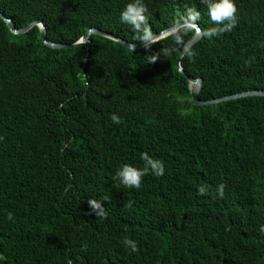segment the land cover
I'll return each mask as SVG.
<instances>
[{"label": "trees", "instance_id": "obj_1", "mask_svg": "<svg viewBox=\"0 0 264 264\" xmlns=\"http://www.w3.org/2000/svg\"><path fill=\"white\" fill-rule=\"evenodd\" d=\"M129 2L0 0V13L17 29L41 21L56 43L94 28L139 44L119 22ZM144 3L152 34L191 6L202 29L212 26L200 0ZM235 3L236 27L201 36L195 56L180 60L202 81L199 100L264 91V0ZM192 34L134 52L93 35L57 50L37 27L13 35L0 19V264H264V97L194 106L176 68ZM164 47L175 51L164 56ZM151 55L159 58L147 64ZM141 152L162 160L165 174L146 175L139 189L115 183L121 164L143 166ZM105 196L107 216L97 218L87 200Z\"/></svg>", "mask_w": 264, "mask_h": 264}, {"label": "clouds", "instance_id": "obj_2", "mask_svg": "<svg viewBox=\"0 0 264 264\" xmlns=\"http://www.w3.org/2000/svg\"><path fill=\"white\" fill-rule=\"evenodd\" d=\"M200 4L203 5L208 22L212 26L207 29H202L197 23L201 20V10L195 6L186 7L183 14L179 17V22L183 27L181 28L179 25H174L171 31L172 39L177 44L182 43L183 35L189 31L211 39L225 32H231L236 27L238 17L235 0H200ZM147 13L148 8L144 0H131V2L126 3L119 12V22L122 25L128 26L133 33L137 34V38L144 44H147L153 39ZM174 51L175 49L168 47L160 49V53L164 56H169ZM184 54L189 59L195 56V52L189 48L184 49ZM158 58L157 55L148 56L147 64L156 62ZM109 120L114 125H119L121 123V118L115 113L109 115ZM139 158L143 163L142 167H136L127 163L121 164L112 177L113 181L125 189H139L142 184V179L146 175L150 174L158 178L165 174V166L162 160L149 155L147 152H141ZM209 187L210 186L207 184L199 185L197 194L204 195ZM224 187L225 185L221 183L217 185L215 189V195L221 199H223L224 196ZM109 199V196H105L103 201L99 199H88L87 204L91 213H94L97 218H106L107 212L105 207L102 206V202H107ZM129 206L131 205L129 204ZM5 218L8 221L15 222L14 214L11 211L6 213ZM260 231L264 233V225L261 226ZM122 244L124 248L131 253L139 251L138 244L133 239L125 238ZM4 259L5 258L0 255V261ZM68 264H72L71 259L68 261Z\"/></svg>", "mask_w": 264, "mask_h": 264}, {"label": "water", "instance_id": "obj_3", "mask_svg": "<svg viewBox=\"0 0 264 264\" xmlns=\"http://www.w3.org/2000/svg\"><path fill=\"white\" fill-rule=\"evenodd\" d=\"M0 19L5 23L6 27L9 29V31L13 35H22V34L28 32L33 27H37L39 30L40 42L48 48L57 49V50H61V49L67 50V49H74L77 47H81V46L85 45L86 43H88L89 37L93 35V36L103 37V38L112 40L114 42H118L121 45H123L124 47H126L129 51L134 52V51H136V50H138V49H140L146 45H149L151 43H154V42H156L162 38H165V37H168L169 35H171V31L173 30L174 25H179V27H183V25L181 23H176V24L172 25L171 27L164 29L163 31H161L158 34H153V39L151 41H149L147 44H144L143 42H141L139 44H131V43H128V42L124 41L123 39L117 38L111 34L100 31L98 29L91 28V29H88L80 37V39L78 41H76L75 43L63 44V43H56V42L48 41L46 39V29H45V26L43 25V23L41 21H34V22H31L22 28L17 29L13 26L12 22L7 17H5L2 13H0ZM200 38H201V35H197L195 32H193L192 36L181 47V49L179 50V53L176 57V68H177L178 72L186 79V81L188 83V89H189L191 100H192V103L194 106L218 104V103H222V102H226V101L236 100V99H240V98H247V97H264V91L263 90H252V91L239 92L236 94L227 95V96H223V97L216 98V99H210V100H204V101L199 100L198 94L201 90L202 81L200 78H192V77L186 75L182 69L180 60L184 56V49L185 48L190 49ZM81 40H82V42H81Z\"/></svg>", "mask_w": 264, "mask_h": 264}]
</instances>
